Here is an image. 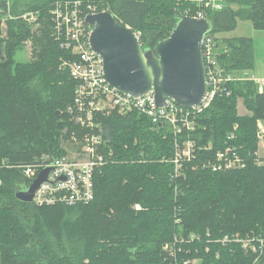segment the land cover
Returning a JSON list of instances; mask_svg holds the SVG:
<instances>
[{"label":"trees","instance_id":"trees-1","mask_svg":"<svg viewBox=\"0 0 264 264\" xmlns=\"http://www.w3.org/2000/svg\"><path fill=\"white\" fill-rule=\"evenodd\" d=\"M60 1L13 0L10 9L0 1V264H255L256 255L236 242L264 239V164L254 156L264 93L251 81L229 83L231 94H218L198 117V145L212 144L213 157L226 143L236 146L244 169L212 172L200 166L208 156L201 153L175 177L166 129L138 116L102 117L114 156L96 171L94 201L37 207L17 200L26 187L23 166L66 156L63 143L86 134L68 112L77 82L62 63L72 54L53 36L52 10ZM80 1L83 9L87 2L107 9L140 35L145 50L199 10L212 35L234 29L239 17L264 29V0H229L218 12L204 6L208 0ZM30 12L39 13L34 24L21 18ZM29 40L34 60L18 61ZM216 40L227 74L254 70L252 39ZM239 99L250 116H239Z\"/></svg>","mask_w":264,"mask_h":264},{"label":"built area","instance_id":"built-area-1","mask_svg":"<svg viewBox=\"0 0 264 264\" xmlns=\"http://www.w3.org/2000/svg\"><path fill=\"white\" fill-rule=\"evenodd\" d=\"M12 1L7 0L9 9ZM223 1L208 0L204 6L216 12L222 11ZM83 4L84 2L80 0L57 2L52 15L55 22L53 36L60 43L61 48L72 54V58L64 61L62 67L67 68L71 78L77 82L74 102L68 112L72 120L83 128L86 134L83 135L82 141H79L77 137L74 139L81 146V149L74 155L60 158L45 157L41 162L22 167L26 188L30 187L43 170L51 169L47 181L36 191L33 204L37 207L56 205L74 207L94 201L96 171L114 156L113 150L104 137L102 117L138 116L146 118L154 129H166L167 135L172 138L174 144V156L171 163L174 165L175 177L182 176L185 165L197 160L201 153L208 154V156L206 155V159L201 161L200 166L212 172L227 173L244 169L247 160L239 153L236 146L226 143L225 148L219 150L213 157L210 154L212 144L198 145L201 141V137L197 136L198 117L212 105L218 94H231L227 87L229 83L251 81L256 84L258 92L263 94L264 79L247 74L244 77L227 74L219 62L221 48L210 33L203 38L208 92L200 106L188 109L179 106L175 101L167 100L165 105L160 107L154 93L139 98L123 94L106 81L103 60L90 45L93 27L87 23V17L108 12V10H99L97 6L89 2L86 3L88 6L83 9ZM189 14L186 13L183 17L207 19L205 10H199L194 16ZM38 16L39 13L30 12L21 18L34 24L38 21ZM233 137L232 135L230 138ZM257 137L258 150L254 156H257L258 164L261 165L264 164L262 156V153L264 154V127L259 126ZM251 155L252 153L247 154L249 157ZM136 209H140V206H136ZM195 238L192 236L191 240ZM228 241L227 238L223 243ZM236 242L241 243L246 251L256 255L255 264H258L264 257L263 238H239Z\"/></svg>","mask_w":264,"mask_h":264},{"label":"water","instance_id":"water-1","mask_svg":"<svg viewBox=\"0 0 264 264\" xmlns=\"http://www.w3.org/2000/svg\"><path fill=\"white\" fill-rule=\"evenodd\" d=\"M86 21L93 27L91 48L102 58L106 81L113 88L134 98L154 93L160 107L167 100L188 109L202 104L208 92L203 38L213 30L208 19L181 18L170 37L149 50L110 12L90 15ZM50 171L43 170L29 188L18 191L17 200L33 203Z\"/></svg>","mask_w":264,"mask_h":264},{"label":"rangeland","instance_id":"rangeland-1","mask_svg":"<svg viewBox=\"0 0 264 264\" xmlns=\"http://www.w3.org/2000/svg\"><path fill=\"white\" fill-rule=\"evenodd\" d=\"M227 1L229 2V0H226V2L225 0L223 1V8L229 6ZM37 28L38 27H35L34 29H37ZM213 37L221 41H224L225 39L232 40V39H240V38L252 39L253 48H254L255 68L254 70H249L247 72H244L241 76L244 77V75L247 74L249 76H254L258 79H264V29L263 30L256 29L252 21L243 20L242 18L239 17L236 19L234 29L230 31L216 32L214 33ZM17 60L22 61V62H28V63L34 60L33 44L31 40L25 42L24 52L19 54V56L17 57ZM237 111H238L239 116H250L251 115V112L245 106L243 99H239ZM260 125L263 128L264 121L260 122ZM75 138H76L75 136H72V139L70 141H67V142L65 141L63 143V149L66 150L67 152L66 156H72L74 155L75 152L81 149V146L79 145V143L73 140ZM262 156L264 157L263 153H262ZM244 250L246 251V249Z\"/></svg>","mask_w":264,"mask_h":264},{"label":"crops","instance_id":"crops-1","mask_svg":"<svg viewBox=\"0 0 264 264\" xmlns=\"http://www.w3.org/2000/svg\"><path fill=\"white\" fill-rule=\"evenodd\" d=\"M261 126V125H260ZM264 127V126H263Z\"/></svg>","mask_w":264,"mask_h":264}]
</instances>
